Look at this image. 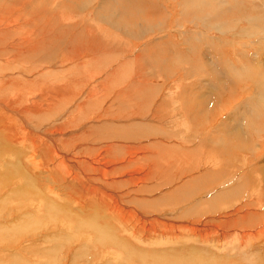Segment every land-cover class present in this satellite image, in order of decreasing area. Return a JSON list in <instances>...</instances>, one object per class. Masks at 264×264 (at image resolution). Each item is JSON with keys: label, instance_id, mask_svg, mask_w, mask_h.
I'll return each instance as SVG.
<instances>
[{"label": "rangeland", "instance_id": "obj_1", "mask_svg": "<svg viewBox=\"0 0 264 264\" xmlns=\"http://www.w3.org/2000/svg\"><path fill=\"white\" fill-rule=\"evenodd\" d=\"M186 1L0 0V264H264V0ZM56 25L54 53L20 54ZM132 74L151 110L125 98ZM26 80L44 84L17 99ZM247 212L253 233L232 225Z\"/></svg>", "mask_w": 264, "mask_h": 264}, {"label": "bare ground", "instance_id": "obj_2", "mask_svg": "<svg viewBox=\"0 0 264 264\" xmlns=\"http://www.w3.org/2000/svg\"><path fill=\"white\" fill-rule=\"evenodd\" d=\"M30 1V0H29ZM223 1V0H222ZM102 2V1H101ZM187 3L186 4H188L187 6H190V7H192V5H195V7L196 8H194V9H196V11H198L197 9H198V7H199V10L201 9H204L205 7H207V6H209V7H212V6H210V4L208 5V3H205L206 1L205 0H187L186 1ZM184 3H185V1H184ZM183 3V4H184ZM210 3V2H209ZM214 3H216V2H213L212 3V5L214 4ZM218 3V2H217ZM2 4V3H1ZM12 4L13 3H11L9 6H7V5H5V7L7 8V10L8 9H10V8H12ZM102 4V3H101ZM221 4V3H220ZM42 5V4H41ZM45 5V4H44ZM180 5V4H179ZM185 5V4H184ZM216 6V5H215ZM212 9H213V7H212ZM44 10V9H43ZM205 10V9H204ZM214 10H216V9H214ZM202 12V11H201ZM7 13H8V15L7 16H9L10 15V13L7 11ZM181 13V12H180ZM52 14V13H51ZM2 15H6V9L5 8H3V6L2 5H0V17L2 18ZM18 16H20V15H18ZM66 16V15H65ZM5 19V18H4ZM6 19H8V18H6ZM18 19L21 21V17H18ZM2 20V19H1ZM9 20V19H8ZM11 20H9L8 21V23L10 22ZM12 21H14L15 23H12L11 25H13V27H14V25L17 23V21L16 20H14V19H12ZM58 21V20H57ZM87 22V21H86ZM32 22H30V25L28 24V27H31L32 26V24H31ZM1 24V23H0ZM77 24V23H76ZM52 25V24H51ZM74 25V24H73ZM222 26V25H221ZM41 27V26H40ZM26 28V27H25ZM39 28V27H38ZM47 29H43V28H40V30H39V33H41V38H40V40H34L35 42H36V44H37V46L35 45V43H34V46H29L28 44H30L31 43V41H30V39H28L29 41H27V44H26V46H27V48L25 49V50H22L21 52H20V54H22L23 55V53L22 52H24V51H26V52H28L29 54L31 53H38V57L39 58H41L40 56H41V53H44L45 55H47V54H49V53H54L53 51L55 50V45H56V43H54V42H52L51 40H49L50 38L48 37L49 35L51 36L52 34H54L55 33V31L56 30H58V28H57V25L56 26H54V27H52V28H50V27H46ZM78 28V27H77ZM88 28V27H87ZM22 29V28H21ZM218 29V28H217ZM225 29V28H224ZM23 30V29H22ZM93 30V29H92ZM1 31H4V32H0V44H3V43H7L6 44V46L5 47H7V48H11V43H9V38H10V33L7 31V30H1ZM73 31V30H72ZM250 31V30H249ZM18 32V31H17ZM60 32V31H59ZM62 32V31H61ZM70 31L68 30V32L67 33H69ZM143 32V31H142ZM14 33H15V31H14ZM38 33V34H39ZM57 33V32H56ZM238 33H240V32H238ZM242 33V32H241ZM62 34V33H61ZM245 34H248V33H245ZM263 34H264V32H263ZM63 35V34H62ZM237 35V34H236ZM81 36V35H80ZM7 38L6 40H4V39H2V38ZM38 37V36H37ZM46 37V38H45ZM264 37V36H263ZM76 38L77 37H75V42H76ZM36 39H39V38H36ZM59 40H60V38H58ZM14 40V39H13ZM47 40V41H46ZM54 40H55V38H54ZM58 41V40H57ZM83 42V41H82ZM72 43H74V41L72 40ZM58 44V43H57ZM74 44H76V43H74ZM79 44H81V43H79ZM93 44V43H92ZM92 44H90V45H92ZM25 45V44H24ZM88 45V44H87ZM79 46V45H78ZM100 46H102L101 44H99V45H97V49L98 48H100ZM72 47V46H71ZM60 48V47H59ZM58 48V49H59ZM69 48V47H68ZM76 49V48H75ZM74 49V50H75ZM82 51V50H81ZM86 51V50H85ZM245 52V51H244ZM243 52V53H244ZM6 53V52H5ZM80 53V52H79ZM43 54V55H44ZM246 54H248L247 53V51L245 52V55ZM50 55V54H49ZM52 55V54H51ZM0 56H1V54H0ZM32 56V55H31ZM53 56V55H52ZM55 56V55H54ZM2 57L3 56H1V58H0V60H3L2 59ZM9 57V56H8ZM35 57V56H34ZM48 57V56H47ZM51 57V56H50ZM116 57V56H115ZM49 58V57H48ZM94 58V57H93ZM38 59V58H37ZM63 59V58H62ZM6 61H7V59H5ZM38 60H40V59H38ZM260 61V60H259ZM95 62L98 64H100V62L99 61H97V60H95ZM147 62V61H146ZM262 62V61H261ZM1 65H4L5 66V63H3L2 61H1V63H0ZM6 64H7V66H8V63L6 62ZM23 64V63H22ZM21 64V65H22ZM26 64V63H25ZM147 64V63H146ZM102 65H104V64H102ZM253 65H255V63L253 64ZM23 66H24V64H23ZM31 66V65H30ZM98 66H100V65H98ZM111 66V65H110ZM130 66V65H129ZM138 66V65H137ZM32 67V66H31ZM107 67V66H106ZM105 67V68H106ZM131 67V66H130ZM129 67V68H130ZM254 67H256V66H254ZM9 68V67H8ZM16 68V67H15ZM25 68V67H24ZM35 68V67H34ZM100 68V67H99ZM13 69V68H12ZM102 69V68H101ZM100 69V70H101ZM238 69V68H237ZM7 70H11V68H9V69H5L4 68V70L3 69H0V74L2 75V76H4V79H8L9 77H5V75H4V73L7 71ZM14 70V69H13ZM12 70V71H13ZM15 71V70H14ZM61 71V70H60ZM90 71H93V70H91L90 69ZM115 71V70H114ZM123 71V70H122ZM138 71V70H137ZM234 71H237V70H234ZM233 71V72H234ZM52 72V71H51ZM55 72V71H54ZM100 72H102V71H100ZM118 72V71H117ZM56 73H57V71H56ZM94 73V72H93ZM235 73V72H234ZM29 74V73H28ZM69 74V73H68ZM101 74V73H100ZM110 74L111 75H109V76H115V74H116V72L115 73H112V72H110ZM238 74V73H237ZM241 74V73H240ZM19 75V74H18ZM30 75V74H29ZM51 75V74H50ZM53 75V74H52ZM57 75V74H56ZM70 75V74H69ZM68 75V76H69ZM79 75V74H78ZM96 75H98L97 73H96ZM105 75V74H104ZM117 75V74H116ZM10 76V75H9ZM38 76V75H37ZM67 76V75H66ZM71 76V75H70ZM101 76H102V74H101ZM107 76V75H106ZM29 77V76H28ZM40 77V76H39ZM53 77V76H52ZM55 77V76H54ZM54 77H53V79H54ZM74 77V76H73ZM118 77H119V74H118ZM26 78V77H25ZM32 78V77H31ZM113 78V77H112ZM10 79V78H9ZM26 79H28V78H26ZM58 77L56 78V81L58 82ZM71 79V78H70ZM99 79H100V76H99ZM118 79V78H117ZM1 80V79H0ZM67 80H68V78H67ZM105 80V79H104ZM119 80V79H118ZM3 81V82H2ZM2 81H0V83L2 84V83H7V80H3L2 79ZM78 81H79V79H78ZM109 83H110V81H109V79L107 80ZM120 81V80H119ZM43 82V81H42ZM62 82V81H61ZM75 82H76V80H75ZM105 82V81H104ZM117 82V81H116ZM36 83H41V81L39 82H31V83H27V80H26V83L25 82H23V84L22 83H19V86H21L23 89H21V87L19 88V89H21L20 90V92L19 91H17V92H19V95H17L16 97H17V99H21V98H23V97H25V94H24V92H23V90L24 91H26V90H28V91H30V89L32 90V88L33 87H36L37 86V84ZM59 83V82H58ZM72 83V82H71ZM112 83V82H111ZM110 83V84H111ZM119 83V82H118ZM117 83V84H118ZM127 83V82H126ZM31 85L32 87L30 88L29 87V85ZM41 84H44V83H41ZM84 84V83H83ZM113 84H115V83H113ZM10 85V84H9ZM76 85H77V82H76ZM87 85V84H86ZM112 85V84H111ZM119 86H120V84H118ZM122 85V84H121ZM5 86V85H4ZM6 86H7V84H6ZM12 86V85H11ZM54 86V85H53ZM69 86V85H68ZM71 86H72V84H71ZM71 86H70V90H69V93L68 92H66L67 90H61V91H59V89H57L59 92H57L58 93V95H60L61 97H67V98H75V97H77L76 95L78 94V90H77V92H75V90H76V87H74V88H71ZM74 86V85H73ZM152 86V85H151ZM10 87V86H9ZM67 87V86H66ZM66 87H64V89L66 88ZM83 87V86H82ZM123 87V86H122ZM1 88V87H0ZM15 88V87H14ZM54 87H52V89H53ZM60 88H62V87H60ZM147 88H148V90H147ZM150 87L149 86H146V84L144 83V82H140L137 78L135 79V77L133 78V74L132 75H130V79H129V81H128V84H127V86H125V91H124V96H125V98L127 97L129 100H130V102L131 103H136L135 105H138V104H141V106H143V108L144 109H146L147 110V108H148V110H151V108H152V106H151V104H152V99H150V89H149ZM157 88H159V87H157ZM9 88H7V90H8ZM19 89H17V90H19ZM68 89V88H67ZM1 90H4V88L2 89L1 88ZM0 90V91H1ZM5 90H6V87H5ZM16 90V89H15ZM47 90V89H46ZM54 90V89H53ZM56 90V89H55ZM157 90V89H156ZM159 90V89H158ZM10 91V90H9ZM90 91V90H89ZM1 92H3V91H1ZM1 92H0V98L2 97L3 98V95L4 94H7L8 92H3L4 94H1ZM33 92V91H32ZM156 92V91H155ZM10 93V92H9ZM26 93V92H25ZM29 93V92H28ZM28 93H27V96H28ZM31 94V93H30ZM47 94V93H46ZM66 94H69L70 96H65ZM156 94V93H155ZM154 94V95H155ZM8 95V94H7ZM7 95H5V96H7ZM33 95V94H32ZM54 95H55V93H54ZM93 95V94H92ZM92 95H87V96H90L89 98H91V96ZM15 96V95H14ZM57 96V95H56ZM94 96V95H93ZM92 96V99H94V97ZM123 96V95H122ZM58 98H59V96H57ZM119 97V96H118ZM121 97V96H120ZM154 97H156V96H154ZM153 97V98H154ZM12 98V97H11ZM32 98V97H31ZM56 98V97H55ZM54 98V99H55ZM62 98V99H63ZM66 98V99H67ZM122 99L124 98V97H121ZM152 98V97H151ZM10 99V98H9ZM15 99V98H14ZM60 99V98H59ZM35 100V99H34ZM142 100V101H141ZM151 100V101H150ZM258 100L259 101H257L256 100V102L258 103L259 102V104H262V105H264V95H262L261 97H258ZM19 101V100H18ZM61 101V100H60ZM59 101V102H60ZM88 101V100H87ZM124 101V100H123ZM10 102V101H9ZM14 102V101H13ZM15 102H17V100H15ZM126 102V101H125ZM22 103V102H21ZM63 103V102H62ZM61 103V104H62ZM128 103V102H127ZM15 105H18V104H15ZM52 105H55V104H52ZM56 105H57V103H56ZM115 105H116V103H115ZM1 106V105H0ZM6 106V105H5ZM90 106V105H89ZM121 106V105H120ZM127 106V105H126ZM129 106V105H128ZM4 107V106H3ZM18 107V106H17ZM59 107H60V105H59ZM90 107H92V105L90 106ZM124 107V106H123ZM35 108V107H34ZM56 108H58V107H56ZM9 109V108H8ZM89 109V108H88ZM132 109V108H131ZM135 109V108H134ZM2 110H3V108H2ZM25 112L24 113H26V114H30V115H36L34 112H36V111H33V109L32 108H27V107H25ZM57 110V109H56ZM92 110V109H91ZM12 111V110H11ZM41 112V111H40ZM90 112V111H89ZM4 113V112H3ZM43 113V112H42ZM59 113V112H58ZM108 113H109V111H108ZM19 114V113H18ZM44 114V113H43ZM112 114V113H111ZM137 114V113H136ZM135 113H133V114H131V117L132 118H130V116H129V118L131 119V121L130 122H132V126H131V128H133V133L132 134H129L130 136H133L134 134H136V127L137 128H139V129H142V130H144V129H147L148 131L147 132H149V127H147V126H144V124H140V123H137L138 122V116L136 115ZM40 115H41V113H40ZM144 115H146V114H144ZM144 115H142V116H144ZM13 116H14V114H13ZM16 117L15 118H17L18 119V121H20V122H22L23 121V119L21 118V117H17V114L15 115ZM23 117V116H22ZM32 117V116H31ZM59 117V116H58ZM117 117V116H116ZM138 117V118H137ZM33 118V117H32ZM38 118V117H37ZM128 118V117H127ZM7 119H9L10 120V117H7ZM6 119V120H7ZM57 119V118H56ZM146 119V118H145ZM144 119V120H145ZM13 120V119H12ZM16 120V119H15ZM59 120V119H58ZM127 122H129L128 120H126ZM146 121V120H145ZM24 123V122H23ZM74 123V122H73ZM136 123V124H135ZM147 123V122H146ZM75 124V123H74ZM73 124V125H74ZM121 124V123H120ZM27 125V124H26ZM42 125V124H41ZM72 125V126H73ZM129 125V124H128ZM147 125H149V124H147ZM91 126V125H90ZM26 127H28V126H26ZM32 124H30V129H32ZM130 127V126H129ZM55 128V127H54ZM86 128V127H85ZM3 129V128H2ZM28 129V128H27ZM118 129H119V127H118ZM138 129V130H139ZM63 130V129H62ZM76 130V129H75ZM121 130V129H120ZM64 131V130H63ZM131 132V131H130ZM76 133V132H75ZM142 133H143V131H142ZM70 134V133H69ZM72 134V133H71ZM116 134H118V133H116ZM50 135V134H49ZM54 135V134H53ZM126 135V134H125ZM128 135V136H129ZM139 135V134H138ZM42 136V135H41ZM52 136V135H51ZM72 136H74V135H72ZM78 135H76L75 134V137H77ZM71 137H69V139H70ZM78 138V137H77ZM65 139V138H64ZM76 139V138H75ZM105 139V138H104ZM120 139V138H119ZM127 139V138H126ZM133 139H134V136H133ZM13 140H15V139H13ZM32 140V139H31ZM46 140H47V138H46ZM113 140V139H112ZM115 140V139H114ZM75 141V140H74ZM94 141V140H93ZM106 141V140H105ZM117 141H119L118 139H117ZM134 141V140H133ZM22 142V141H21ZM71 142V141H70ZM52 143H53V141H52ZM70 144V143H69ZM77 144V143H76ZM81 144V143H80ZM119 145H120V143H119ZM159 145V144H158ZM74 146H75V143H74ZM159 146H161V145H159ZM169 146V145H168ZM174 146V145H173ZM171 147L170 149H172V148H175V147ZM36 147V146H35ZM123 147V146H122ZM156 147V146H155ZM72 148V147H71ZM92 148V147H91ZM100 148V147H99ZM111 148V147H110ZM158 147H156L155 149H157ZM179 148V147H178ZM187 148V147H186ZM191 148V147H190ZM108 149V148H107ZM161 149V148H160ZM164 149V148H163ZM163 149L161 150V151H163ZM188 149V148H187ZM88 150V149H87ZM99 150V149H98ZM176 150V149H175ZM175 150L174 149H172V152H175ZM181 150V149H180ZM104 151V150H103ZM201 151V150H200ZM55 152H57V151H55ZM123 152V151H122ZM131 152V151H130ZM135 152V151H134ZM160 152V151H159ZM165 152V151H164ZM176 152H178V151H176ZM208 152V151H207ZM157 153H158V150H157ZM169 154L171 153V152H168ZM179 153H181V152H179ZM185 153V152H184ZM191 153V154H190ZM206 150H204V151H202L201 153H200V155L201 156H203L202 158L203 159H207V160H212V161H215L216 159H215V157L214 158H210V157H208V156H205L206 154ZM57 154V153H56ZM64 154V153H63ZM171 154H173V153H171ZM193 154H195L194 153V151H188V152H186L185 153V155H187V156H190V158H192L193 159ZM102 155V154H101ZM109 155V154H108ZM119 155V154H118ZM34 157H35V155H33ZM82 156V155H81ZM125 156V155H124ZM192 156V157H191ZM157 157H159V156H157ZM169 157V156H168ZM176 157V156H175ZM31 158H32V156H31ZM101 158H103V157H101ZM123 158V157H122ZM136 158V157H135ZM197 158V156L195 157L194 156V159H196ZM114 159V158H113ZM117 159H119V158H117ZM126 159H128V158H126ZM133 159H134V157H133ZM151 159V158H150ZM199 159V157L197 158V160ZM139 160V159H138ZM147 160V159H146ZM202 160V159H201ZM106 161V160H105ZM114 162H115V160H113ZM120 161V160H119ZM137 161V160H136ZM200 161V160H199ZM204 161V160H203ZM122 162V161H121ZM123 162H124V160H123ZM128 162V161H127ZM205 162H207V161H205ZM119 163V162H118ZM139 163V162H138ZM208 163V162H207ZM209 163H211V162H209ZM208 163V164H209ZM109 164V163H108ZM123 164V163H122ZM203 164V163H202ZM212 164V163H211ZM106 165V164H105ZM105 165H101V166H105ZM111 165V164H110ZM149 165H151V164H149ZM162 164H160V166H161ZM214 165V164H213ZM13 166V165H12ZM63 166V165H62ZM107 166V168H108V165H106ZM169 166L170 165H167V164H165V168H169ZM212 166V165H211ZM220 166V165H219ZM8 167V166H7ZM116 167H117V165H116ZM157 167V170H160L159 169V165H157L156 166ZM162 167V166H161ZM208 167V166H207ZM216 167H217V165H216ZM20 168V167H19ZM62 168V167H61ZM106 168V169H107ZM110 168H112V167H110ZM154 168V167H153ZM197 169H198V165H197V167H196ZM214 169V168H213ZM73 170V169H72ZM100 170V169H99ZM122 170V169H121ZM215 170V169H214ZM220 170H221V168H220ZM105 171V170H104ZM166 171V170H165ZM222 171V170H221ZM7 172V171H6ZM94 172V171H93ZM92 172V173H93ZM154 172V171H153ZM169 172V171H168ZM220 172V171H219ZM5 173V172H4ZM89 173V172H88ZM102 173V172H101ZM113 173V172H112ZM114 173H115V171H114ZM162 173V172H161ZM164 174H165V172H163ZM211 173V172H210ZM209 173V174H210ZM216 173V172H215ZM218 173V172H217ZM95 174V173H94ZM106 174V173H105ZM104 174V175H105ZM218 174H220V173H218ZM75 175V174H74ZM125 175V174H124ZM159 175H161V174H159ZM211 175V174H210ZM231 175V174H230ZM119 176H121V175H119ZM123 176V175H122ZM225 176V175H224ZM85 177V176H84ZM159 177H161V176H159ZM164 177V176H163ZM95 178V177H94ZM118 178V177H117ZM125 178V177H124ZM206 178V177H205ZM215 178V177H214ZM183 179V178H182ZM181 180V179H180ZM202 180H204L203 178H202ZM10 181V180H9ZM174 181V180H173ZM198 181V180H197ZM105 182V181H104ZM208 182V181H207ZM132 183H135V184H137V182L136 181H134L133 182V180L131 181V184ZM175 183V182H174ZM196 184V183H195ZM203 184V183H202ZM110 186V185H109ZM137 186H138V184H137ZM199 186V185H198ZM111 187H112V184H111ZM134 187V186H133ZM35 188V187H34ZM91 188V187H90ZM105 188V187H104ZM173 188L174 189H176V187H172L171 189H172V191H173ZM240 188V187H239ZM238 187H237V189H239ZM168 189V188H167ZM170 189V190H171ZM236 189V188H235ZM236 189V190H237ZM170 190H168L167 192H169ZM190 190V189H189ZM235 190V191H236ZM243 190H245L244 188H242V191ZM111 191V190H110ZM192 191V190H191ZM234 190L232 191V192H230V193H227L226 191L224 192V193H220V194H217L216 195V197L214 196L213 197V199H212V201L211 202H213V201H217L216 203H218V202H220V201H222V200H224V198H226V199H231L230 198V196H232V195H235V194H237L238 195V193L240 192V195H241V190L239 189L236 193H234L235 192ZM89 192V191H88ZM176 192L179 194V197H180V195L181 194H184V195H186L187 196V193L183 190V188H178L177 190H176ZM189 192V191H188ZM113 193V192H112ZM115 191H114V195H115ZM186 193V194H185ZM191 193V192H190ZM190 193H188V195L190 194ZM247 193V192H246ZM97 194V193H96ZM254 194V193H253ZM191 195H192V193H191ZM258 196V198H259V201H261V203H258V205L260 206V205H262V204H264V198L263 197H261V195L260 194H258L257 195ZM104 197L105 198H101V199H99V200H106V199H108V197L107 196H105L104 195ZM190 197V196H189ZM238 197H240V196H238ZM183 198V197H182ZM115 199V198H114ZM118 200V199H117ZM120 200V199H119ZM176 200V199H175ZM182 200V199H181ZM262 200H263V203H262ZM183 201H185V200H183ZM183 201H180V203L181 202H183ZM189 201V200H188ZM104 202V201H103ZM177 202V201H176ZM179 202V201H178ZM105 203V202H104ZM112 203V202H111ZM144 204V203H143ZM177 204H179V203H177ZM104 206H105V204H103ZM111 205V204H110ZM213 206V205H212ZM217 206V205H216ZM215 206V207H216ZM136 209V208H135ZM198 211V210H197ZM84 212V211H83ZM116 212H117V210H116ZM204 212V211H203ZM195 213V212H194ZM107 215V214H106ZM195 215V214H194ZM104 218V217H103ZM255 218V220H257L258 222L261 220V217L260 216H256L254 213H251V212H247L245 215H242V216H240L237 220H235L234 222H232L231 224L233 225V226H242L243 227V230L244 231H247V229H250V231L249 232H251L252 231V233H253V230H252V227H251V225H250V223L253 221V219ZM119 220H120V217H119ZM99 226V225H98ZM106 226V225H105ZM105 226H103V227H105ZM226 226H228V225H226ZM106 230V229H105ZM105 230L103 231V232H105ZM259 232V231H258ZM261 233H263L264 234V230H262V231H260ZM260 233V234H261ZM250 234V233H249ZM102 235V234H101ZM105 235H106V233H105ZM111 235V234H110ZM112 236V235H111ZM103 237V236H102ZM260 237H262V234H261V236ZM264 237V236H263ZM97 240H100V242L102 241L103 242V240H102V238L101 239H97ZM99 242V243H100ZM106 242V241H105ZM113 242V241H112ZM103 245V244H102ZM118 246V245H117ZM57 254V253H56ZM57 258V257H56ZM77 258H78V256H75L74 257V259L72 258V260H73V263H75L76 264V262H77ZM243 258H245V257H243ZM72 262V261H71ZM182 264H185V263H182Z\"/></svg>", "mask_w": 264, "mask_h": 264}]
</instances>
